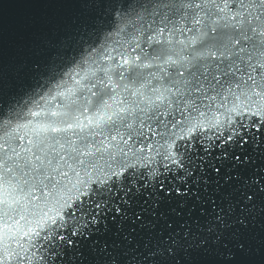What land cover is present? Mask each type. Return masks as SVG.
Listing matches in <instances>:
<instances>
[{
	"label": "snow or ice",
	"instance_id": "6c2138e0",
	"mask_svg": "<svg viewBox=\"0 0 264 264\" xmlns=\"http://www.w3.org/2000/svg\"><path fill=\"white\" fill-rule=\"evenodd\" d=\"M0 10V264H264V0Z\"/></svg>",
	"mask_w": 264,
	"mask_h": 264
},
{
	"label": "water",
	"instance_id": "95a60500",
	"mask_svg": "<svg viewBox=\"0 0 264 264\" xmlns=\"http://www.w3.org/2000/svg\"><path fill=\"white\" fill-rule=\"evenodd\" d=\"M0 10L3 11L4 22L11 36L21 19L40 16L56 9L48 0H0Z\"/></svg>",
	"mask_w": 264,
	"mask_h": 264
}]
</instances>
